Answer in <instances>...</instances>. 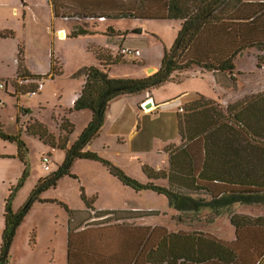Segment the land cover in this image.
I'll return each mask as SVG.
<instances>
[{"label": "trees", "instance_id": "16d2710c", "mask_svg": "<svg viewBox=\"0 0 264 264\" xmlns=\"http://www.w3.org/2000/svg\"><path fill=\"white\" fill-rule=\"evenodd\" d=\"M54 1L55 14L58 15L59 4ZM129 1L131 8L127 9L126 3L113 8L96 5V9L102 11L98 18L123 15L139 19L180 20L181 28L174 45L165 49L160 68L144 78L111 77L106 65L118 63L120 56L112 58L107 53L96 51L104 66H88L78 72L85 79L72 107L75 111L90 109L92 119L72 146L68 147V138L74 125L67 120L62 124L63 136L59 145L54 142L46 125L35 122L28 126L32 135L39 136L53 147L65 149L66 154L58 170L39 181L20 210L14 211L10 199L6 201L0 264L10 261L17 230L32 205L36 201H45L42 195L56 187L63 177L71 175L76 159L104 163L125 185L164 194L182 213L209 210L216 218L233 204H264V92L252 94L227 107L217 100L205 98L186 105V113L179 116L182 144L169 149V169L155 171L144 166L151 182H140L99 153L86 150L100 134L107 109L116 97L151 90L172 81L174 74L194 68L211 71L218 79L226 74L234 81L235 75L240 74L237 72L238 58L253 48L264 51V1L153 0L152 8L151 0H135L137 6ZM82 3L90 8L87 5L92 1L82 0ZM91 32L80 25L75 27L72 36ZM0 36L5 35L0 32ZM56 64L52 58L49 75L21 71L19 79L43 81L49 76L54 78L61 72ZM263 64L264 54H260L258 65L262 67ZM37 88L33 86L30 89ZM0 138L18 142L19 156L25 161L27 147L21 139L6 134L1 126ZM160 178L166 179L167 183L157 184L155 180ZM65 208L69 214L68 264L264 262V215L233 214L231 223L236 229V241L227 242L196 231L170 233L165 227L136 224L135 220L157 215L156 211H96L90 214Z\"/></svg>", "mask_w": 264, "mask_h": 264}, {"label": "rangeland", "instance_id": "374dc122", "mask_svg": "<svg viewBox=\"0 0 264 264\" xmlns=\"http://www.w3.org/2000/svg\"><path fill=\"white\" fill-rule=\"evenodd\" d=\"M6 1L0 9V32L5 35L0 36V83H8V89H0V126L6 134L21 139L26 144L27 150L24 152L25 161H22L18 152V142L0 138V244L5 223L6 201L10 199L14 211L20 210L28 202L39 181L58 170L66 154L65 149L58 146L53 149L52 144L46 143L39 136L32 135L28 131V126L35 122L46 125L54 142L59 145L63 136L62 124L67 120L74 125L68 138V144L72 146L92 119L90 109L72 110L73 108L69 106L71 102L69 94H72L75 88L77 89L75 93H78L79 88L82 87L85 76H79L78 72L84 67L97 66L99 63L95 48L92 47L93 42L106 44L114 56H118L119 52L120 58L122 57L119 64L113 66L112 75L144 78L156 72L146 70L149 64L161 66L165 49H170L174 45L181 27V21L168 18L147 17L135 20L132 19L133 17L123 15L98 18L100 13H97L96 5L113 8L126 3L127 9L131 8L129 0H91L92 4L87 5L90 8L84 7L82 0H56L59 4L58 15L55 14L54 0ZM152 3L153 0L150 1V8L153 6ZM75 21L81 22V25L92 32L77 37L72 36L77 25ZM80 24L77 27H80ZM61 28L66 30L64 37H59L58 32ZM138 28H142L143 31L134 32ZM89 36H93L92 41L89 40ZM121 47L138 48L142 56H125L119 51ZM259 51L254 48L248 50L255 56L253 61L256 60V64L258 56L264 54V51ZM100 52L109 53L103 49H100ZM52 58L61 71L55 76V80L51 77L43 81L19 79L21 71L34 75H49ZM145 58L147 63L141 64ZM251 60L252 56L250 62H246L243 66L248 69L246 70L248 73L240 75L237 95L233 92L225 94V89L219 86L210 71L203 73L202 76L199 72L198 77H185L180 82H169L143 93L144 95L153 93L157 101L166 100L167 105L177 106L182 98L180 96L174 99L177 93L186 89L191 91L199 89L204 97L227 105L232 99L241 97L240 93L247 89L258 91L255 93L264 91V64L260 70L255 71L256 66L252 67ZM241 63H244V59L240 61V67H242ZM224 76H227L225 80L232 83L229 75ZM219 79L222 80L221 77ZM40 82L44 84V90L30 95V88L38 86ZM135 96H119L114 103L115 112L123 108L128 99L135 100ZM242 99L244 100L241 98L237 102L243 101ZM185 108L183 110L180 108L179 114H185ZM110 141L111 138L105 137V142L110 143ZM136 143L137 140L134 144ZM6 147L10 150H6ZM94 147L101 149L102 145L97 143ZM178 147L173 145L168 149ZM117 149H122L120 144L106 147V150H101L99 154L109 161L112 158L117 160L125 158L130 165L126 169L118 167L140 182H151L144 166L154 167L150 162L155 165L160 158L152 152L154 150H151V146L140 145L138 152H126L121 156L117 155ZM150 150L151 152L148 153ZM9 151L15 153L9 155ZM44 156H50V170L44 168L42 162ZM155 181L160 185L167 183L161 178ZM42 199L45 201H36L32 205L29 214L18 228L11 248L10 261L7 264H67L69 214L65 207L75 211L90 209L91 211H88L91 212L90 214L94 213L93 210L156 211L157 215L146 217L140 220V223L164 225L170 230L191 228L205 235L215 233L211 229L213 223L207 221V218L212 220L211 222L218 219L209 210L199 214L190 211L178 212L166 195L153 190H137L127 186L114 176L104 163L88 159H76L71 168V175H66L56 187L47 190L42 195ZM240 211H250L251 214L253 212L250 216H263L264 204L231 205L221 217L219 216L221 219L215 227L216 233L225 239L234 238L236 229L229 222L228 216L231 219L233 214ZM187 215H192L193 218L191 220L185 218L184 216Z\"/></svg>", "mask_w": 264, "mask_h": 264}, {"label": "crops", "instance_id": "0c3cea01", "mask_svg": "<svg viewBox=\"0 0 264 264\" xmlns=\"http://www.w3.org/2000/svg\"><path fill=\"white\" fill-rule=\"evenodd\" d=\"M132 1L135 3V6H137V2L135 0H132ZM6 2H7L6 0H0V9H2L1 7L4 6L6 4ZM97 13L98 14L100 13L99 15H102L101 14L102 11H100V10H98ZM132 19L137 20L139 18L133 17ZM80 23L81 22H76L77 25H75V27L78 26ZM88 25L90 26V24H88ZM62 31H64L66 33V30L61 28L60 31L58 32L59 37H62ZM92 39H93V36H89V40L92 41ZM92 47L95 48V51H97L98 49L99 50L100 49L107 50V51H109V53H107V54L111 55L112 58L117 57V56L113 55V53L111 52V50L109 48H107L106 44L103 45L101 43L93 42ZM261 54H263V53H261ZM118 56H119V52H118ZM141 56H142V52H141ZM250 56H252V60H251L252 67L256 66L255 71L260 70L261 67H259V65H258V58H257V64H256V60L253 61V57H255V56L252 53L247 51L246 53L241 55L237 60V72H239L240 74L235 75L236 79L234 81L229 76L232 83L225 80L227 78V76H222L221 77L222 80H220L217 78V75H215L213 72L205 71V70H202L200 68H194V69H191L188 71H184L181 74L176 73L173 75L174 79L172 81H168L166 83L175 82V81L180 82L185 77H198L199 72H201V76L203 75V73L209 72L212 74V76H214V79L219 84V86H221L222 88L225 89V91H226L225 94H227L228 92H233V93H235V95H237V94H239L238 91L240 88V84L238 85L240 77H241L240 75H242L243 73H248V71H246L248 69L244 68L243 66L246 65V62H250ZM97 58H98V56H97ZM242 59H244V63H241L242 67H240L239 63H240V61H242ZM98 60H99V63L97 66H104L101 59L98 58ZM119 62L106 65L107 66L106 68H107L111 77H116V76L111 74L112 73L111 70H112L113 66L119 64ZM146 63H147V60L145 58V59H143L141 64H146ZM150 68H153V70L157 71L160 67L157 65H154V64H149L147 66L146 70L149 72ZM44 76H46V75H44ZM50 77H52V76H49V78ZM52 79L55 80V77ZM219 81H221L223 83H220ZM166 83H164V84H166ZM83 84H84V81L82 82V87H83ZM82 87L79 88L78 93H75L77 90L75 88L73 91L74 94L73 93L69 94V96L71 97V99H70L71 102H70L69 106L73 107L75 100L79 97V95L81 93ZM44 88H45V86H44ZM44 88H43V90H44ZM143 92H145V91H143ZM143 92L139 93V94H133V95H136L135 100L128 99L127 104L125 106H123V108L118 109V111H116V112H115L116 106L114 103H116L115 101L118 97H116L115 99H113L111 101L112 103L109 107V110L107 109L108 115L105 118V122H104V125H103V128H102L100 134L86 147V150L100 153L101 150H103V149L106 150V147H111V145L116 146V144H120V147L122 149H117L118 151H116V152H117L118 156H121L123 153H126V152H128V153L138 152L140 145L147 144V145L151 146V148H152L151 150H154L152 152L159 155L160 158L156 161L155 165L153 164V162H150L152 164V166H154V167H151L150 165H148V166L145 165V166H147L148 168L151 167L150 169H152V170L154 169L155 171L168 170L170 167V153H169L170 150L168 149V147L173 146V145L180 146L182 144V138H181L180 133H179V116H180L179 109L184 108L186 105L190 104L191 102L197 101L201 98H205V99H209V98L204 97L199 89H195L193 91L186 89L185 91H181L180 93H177V95H176L177 97L174 98V99H177V98H180V96H182L181 100H179L180 101L179 104L177 106H175V105L170 106V105H167L168 101H166V100L165 101H157V99H156L157 97L155 94H153V93L149 94L148 93V95H144ZM252 92L255 93L258 91H252V89H247L245 92L240 93L241 97H238L235 100L232 99L227 105H223V104L222 105L224 107H227L228 105L233 104V103L241 100V98H244V99L247 98L248 97L247 95H249V96L252 95ZM263 92H260V93H263ZM255 94H259V93H255ZM123 96L124 95H122V97ZM209 100H215V99H209ZM149 102H151L152 105H151V107L147 108L146 105ZM90 117H92V115H90ZM105 137L111 138L110 143L105 142ZM136 140H137V143L134 144L136 142ZM130 141H131V144H130ZM97 143L102 145L101 149H96V147H94L95 145H97ZM70 146L71 145L68 144V147H70ZM55 148L56 147H53V149H55ZM155 148H157V150H155ZM6 150H10V149H8V147H6ZM151 150L148 151V153H150ZM18 152H19V148H18ZM14 153H15V151H11V152L9 151L8 152L9 155L14 154ZM110 160L112 162H114V164H116L117 166L122 167L123 169H126L130 165L127 163L125 158L124 159H118V160L112 158ZM164 181L167 182L166 179H164ZM164 185H165V183H164ZM89 210L90 209L82 210L80 212H87ZM93 211L96 212L95 210H93ZM114 211H127V210H114ZM137 211H140V210H137ZM144 212H146V211H144ZM178 212H180V211H178ZM190 213L197 214V212H191V211H190ZM239 213L240 214H247V215L253 214V212L251 214L250 211H240ZM255 213H257V212H255ZM150 216H154V215L144 216L142 218L135 220V222L138 226H142V227H146V226L152 227V228H155L158 226L165 227L164 225H154L153 226V225H149V224H141L140 223V220H142L146 217H150ZM184 217L188 218L189 220H191L193 218L192 215L191 216L187 215ZM220 217H218V219L217 218L214 219L213 222H210V223H213L211 225L212 232H215V233H213V236L218 238V239H221L223 241H227V242L236 241V235L234 238L225 239L216 233L215 227L218 226V223L220 222V219H221ZM208 219L209 218H207V221H208ZM228 220H229V222H231L230 216H228ZM214 221H215V223H214ZM4 227H5V223H4ZM166 229L170 233L171 232H179V231L189 233V232L197 231V230H194L191 228L188 230H170L166 227ZM3 230H4V228H3ZM3 230H2V234H3ZM68 232H69V221H68ZM0 246H1V244H0ZM67 264H68V256H67ZM262 264H264V262Z\"/></svg>", "mask_w": 264, "mask_h": 264}, {"label": "built area", "instance_id": "2783aa9c", "mask_svg": "<svg viewBox=\"0 0 264 264\" xmlns=\"http://www.w3.org/2000/svg\"><path fill=\"white\" fill-rule=\"evenodd\" d=\"M120 51L123 55L128 56V57H139V56H141V50L138 48L121 47ZM43 87H44V84L42 82H40L38 84V88L29 91V94L34 95L38 91H41L43 89ZM0 89H8V83H5V84L0 83ZM181 110H183V108H181ZM42 162H43L44 168L46 170H50V156H44Z\"/></svg>", "mask_w": 264, "mask_h": 264}, {"label": "water", "instance_id": "95a60500", "mask_svg": "<svg viewBox=\"0 0 264 264\" xmlns=\"http://www.w3.org/2000/svg\"><path fill=\"white\" fill-rule=\"evenodd\" d=\"M142 31H143L142 28H138V29L134 30V32H136V33H141ZM151 70H153V68H150V69H149V72H150ZM151 105H152V103L149 102L146 106H147V108H148V107H151Z\"/></svg>", "mask_w": 264, "mask_h": 264}, {"label": "bare ground", "instance_id": "6f19581e", "mask_svg": "<svg viewBox=\"0 0 264 264\" xmlns=\"http://www.w3.org/2000/svg\"><path fill=\"white\" fill-rule=\"evenodd\" d=\"M65 35H66V33L64 31H62V37H64ZM152 71H155V70H152Z\"/></svg>", "mask_w": 264, "mask_h": 264}]
</instances>
